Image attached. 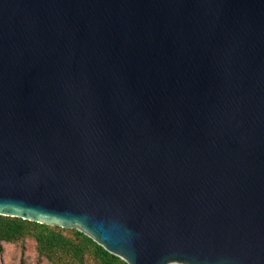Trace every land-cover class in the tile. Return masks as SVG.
Wrapping results in <instances>:
<instances>
[{"label": "water", "instance_id": "water-1", "mask_svg": "<svg viewBox=\"0 0 264 264\" xmlns=\"http://www.w3.org/2000/svg\"><path fill=\"white\" fill-rule=\"evenodd\" d=\"M0 215L264 264V0H0Z\"/></svg>", "mask_w": 264, "mask_h": 264}, {"label": "trees", "instance_id": "trees-1", "mask_svg": "<svg viewBox=\"0 0 264 264\" xmlns=\"http://www.w3.org/2000/svg\"><path fill=\"white\" fill-rule=\"evenodd\" d=\"M32 244L48 264H126L77 228H63L0 215V256L6 245Z\"/></svg>", "mask_w": 264, "mask_h": 264}, {"label": "rangeland", "instance_id": "rangeland-1", "mask_svg": "<svg viewBox=\"0 0 264 264\" xmlns=\"http://www.w3.org/2000/svg\"><path fill=\"white\" fill-rule=\"evenodd\" d=\"M0 264H48L38 260L32 244L26 247L20 245H6L3 256H0Z\"/></svg>", "mask_w": 264, "mask_h": 264}]
</instances>
